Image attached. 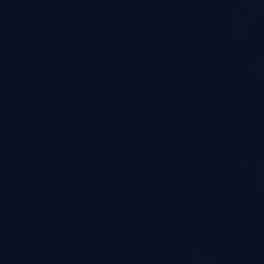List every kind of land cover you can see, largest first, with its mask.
I'll use <instances>...</instances> for the list:
<instances>
[{"label":"water","instance_id":"obj_1","mask_svg":"<svg viewBox=\"0 0 264 264\" xmlns=\"http://www.w3.org/2000/svg\"><path fill=\"white\" fill-rule=\"evenodd\" d=\"M0 264H264V0H0Z\"/></svg>","mask_w":264,"mask_h":264}]
</instances>
